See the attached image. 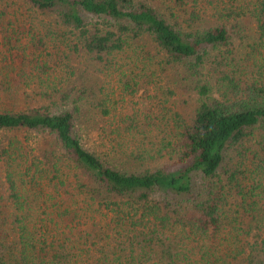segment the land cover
<instances>
[{"label":"trees","instance_id":"16d2710c","mask_svg":"<svg viewBox=\"0 0 264 264\" xmlns=\"http://www.w3.org/2000/svg\"><path fill=\"white\" fill-rule=\"evenodd\" d=\"M7 101L0 264H264V0H0Z\"/></svg>","mask_w":264,"mask_h":264},{"label":"rangeland","instance_id":"374dc122","mask_svg":"<svg viewBox=\"0 0 264 264\" xmlns=\"http://www.w3.org/2000/svg\"><path fill=\"white\" fill-rule=\"evenodd\" d=\"M49 24H50V21H48L47 23L44 24V27H42V31L43 33L45 34L46 33V30L47 28H49ZM57 43V42H56ZM51 45V43H49ZM130 60H127V59H123V60H120V64H124L125 62H128ZM118 63V61H117ZM118 66L119 63H118ZM116 69H109L107 70V72L105 73V78L107 80V82L110 83V88H118L119 87V77H118V73L115 72ZM167 83L166 82H162V86L166 85ZM174 86V85H172ZM151 90H152V93L155 91L153 90L154 86H151L150 87ZM145 91V89H143V91H141V93L143 94V92ZM140 94V96L142 95ZM139 98L140 97H136L134 103L135 105L131 104V103H125L123 104L122 106L120 105V108L122 109V111H124L123 109H125L127 112L131 109H133L135 106L138 108V107H144L143 105H140L137 103H139ZM153 101L156 102V100H154L153 98ZM13 102L12 101H7V102H1L0 103V108H13ZM199 104V100H198V95L196 93H190V92H185L184 89L182 88H177L176 89V93L174 95V97L172 98L171 102L169 103V107L172 111H176L178 113H180L182 116H184L185 119L187 120H191L194 113H195V110L197 108ZM167 107V106H166ZM119 108V110H120ZM225 246H222V248H224Z\"/></svg>","mask_w":264,"mask_h":264}]
</instances>
